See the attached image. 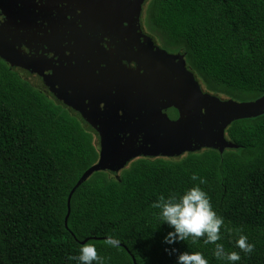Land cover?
<instances>
[{
	"label": "trees",
	"instance_id": "trees-1",
	"mask_svg": "<svg viewBox=\"0 0 264 264\" xmlns=\"http://www.w3.org/2000/svg\"><path fill=\"white\" fill-rule=\"evenodd\" d=\"M143 22L162 48L183 52L208 93L239 102L264 95V0H148ZM224 133L237 149L138 158L115 175L92 173L73 191L65 224L70 190L98 159L93 132L0 57V264H77L70 258L83 244L103 264H175L183 251L227 264L203 237L162 243L171 228L152 203L194 185L231 229L222 226L217 243L240 253L235 264H264V114ZM240 234L254 244L251 253L235 246ZM108 235L120 245H106Z\"/></svg>",
	"mask_w": 264,
	"mask_h": 264
},
{
	"label": "water",
	"instance_id": "water-1",
	"mask_svg": "<svg viewBox=\"0 0 264 264\" xmlns=\"http://www.w3.org/2000/svg\"><path fill=\"white\" fill-rule=\"evenodd\" d=\"M43 1L59 12L33 10ZM147 1L0 0V29L19 38L10 42L0 32V57L86 122L95 138L98 159L70 190L65 224L73 191L92 173L115 175L138 158L237 149L225 129L264 114V95L239 102L208 93L182 51L168 52L146 32Z\"/></svg>",
	"mask_w": 264,
	"mask_h": 264
},
{
	"label": "clouds",
	"instance_id": "clouds-1",
	"mask_svg": "<svg viewBox=\"0 0 264 264\" xmlns=\"http://www.w3.org/2000/svg\"><path fill=\"white\" fill-rule=\"evenodd\" d=\"M5 20L3 13H0V23ZM192 180L199 179V184H204V178H198L195 174ZM152 207L158 209L157 216L160 222L166 223L171 230L162 237V243L165 245H173L181 241L191 239L195 243L199 238L203 237L204 244H213L214 251L212 255L227 264H235L240 261L241 256L237 251L226 252L222 243H217L221 239V227L231 232V229L224 224V218L217 214L213 209L210 198L207 193L198 185H194L180 194H170L165 197L159 196L152 203ZM104 243L111 247L120 245L119 239L112 235L105 237ZM235 246L249 254L253 251L254 244L248 242V238L244 234H240L235 240ZM164 251L173 255L177 253L175 247H165ZM77 264H103V258L97 255L94 245L83 244L79 249V254L70 258ZM175 264H208V260L201 252H179L175 258Z\"/></svg>",
	"mask_w": 264,
	"mask_h": 264
},
{
	"label": "flooded vegetation",
	"instance_id": "flooded-vegetation-1",
	"mask_svg": "<svg viewBox=\"0 0 264 264\" xmlns=\"http://www.w3.org/2000/svg\"><path fill=\"white\" fill-rule=\"evenodd\" d=\"M33 10L38 11V12L41 11V12H44V13H47L50 15H54V14H56V12H59V10L57 9V7H55V5H53L52 3H49L47 1H43L39 4L38 3L35 4V7ZM48 23H50V24H47L48 26L52 25V20ZM0 32H2V34H4V36L10 40V42L19 40V38L17 37L15 32L13 33L7 29H0ZM44 50L46 51L45 47H44ZM44 50H42V51H44ZM21 51L27 53L28 49L27 48H21ZM39 52H41V50H39ZM33 75L39 76L38 74H34V73H33ZM40 77L41 76H39L38 79H41ZM166 114L169 117V119H176L177 118V112L172 110V109H168L166 111Z\"/></svg>",
	"mask_w": 264,
	"mask_h": 264
}]
</instances>
